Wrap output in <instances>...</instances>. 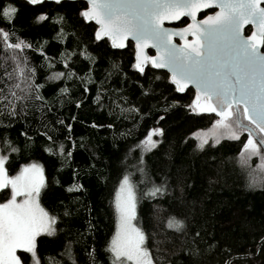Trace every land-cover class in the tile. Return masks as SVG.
<instances>
[{"label":"trees","instance_id":"16d2710c","mask_svg":"<svg viewBox=\"0 0 264 264\" xmlns=\"http://www.w3.org/2000/svg\"><path fill=\"white\" fill-rule=\"evenodd\" d=\"M9 6L11 21L2 15ZM86 8L82 0H0L9 43L30 45L13 51L0 40V156L9 177L32 163L42 169L39 203L56 223L53 235L36 238L40 264H113L125 177L155 264H264V163L242 155L247 133L200 147L194 134L218 116L194 110V90L177 92L167 72L149 63L138 70L131 42L115 49L97 39ZM157 129L155 147H146Z\"/></svg>","mask_w":264,"mask_h":264},{"label":"snow or ice","instance_id":"6c2138e0","mask_svg":"<svg viewBox=\"0 0 264 264\" xmlns=\"http://www.w3.org/2000/svg\"><path fill=\"white\" fill-rule=\"evenodd\" d=\"M28 3L40 4L42 0H28ZM88 4V10L82 15L100 25L97 39L107 36L113 47H124L123 41L131 37L137 44L135 67L140 71H143L142 50L151 43L158 50V56L151 60L153 67L169 68L178 91H183L189 83L196 86L193 109L214 112L219 117L211 130L216 143L223 136L239 139V133L233 128L235 125L248 133L242 155L247 154L250 159L261 154L264 149V51H261L264 48V0H88ZM213 4L219 9L215 16L190 24L180 32H170L162 27L164 20H178L186 15L195 21L196 12ZM16 11L15 7L9 6L2 15L11 21ZM46 18L40 15L37 20ZM247 24L255 31L245 38L242 29ZM189 33L193 37L190 42L184 40ZM174 35L184 40L182 47L177 48L171 43ZM0 40L13 51L30 47L23 41L9 43V33L2 29ZM12 59L19 77L27 80L19 59L15 55ZM15 87L20 88V84ZM12 96L21 98L15 91ZM202 97L204 103H200ZM158 134V129L149 133L146 147H155L151 138ZM207 135L196 134L201 140L200 147L208 142ZM6 160L7 157L0 156V189L10 186L12 194L6 203H0V264H21L16 254L18 249L31 253L34 264H40L36 238L53 235L56 223L55 217L49 216L38 201L44 187L42 169L34 164L22 169L19 175L9 177ZM121 190L127 195L123 199L117 197L119 223L109 247L113 264H152L144 248V233L132 223L136 219V199L128 177L124 178ZM160 191L155 188L149 195L155 196ZM18 196L26 198L17 202ZM169 227L179 230L182 222L170 220Z\"/></svg>","mask_w":264,"mask_h":264},{"label":"water","instance_id":"95a60500","mask_svg":"<svg viewBox=\"0 0 264 264\" xmlns=\"http://www.w3.org/2000/svg\"><path fill=\"white\" fill-rule=\"evenodd\" d=\"M26 1L28 2V0H26ZM42 1H43V0H42ZM46 1H56V0H46ZM69 1H73V0H69ZM82 1H84V2L87 4V8H86V10H85V11H87L88 8H89L88 0H82ZM262 7H264V5H262ZM206 9H216V11H215L213 14L209 15V16H215V14L219 11V9H218L217 7H215V5L213 4L212 7L202 8L200 11L196 12L195 21L192 19L191 16H187V15H186V16H181L178 20H167V19L164 20V21H163V24H162V27H163L164 29L169 30L170 32H180L181 30L187 28L190 24H194V23H198V22H201V21L206 20L209 16H207V17L204 18L203 20H197V16H198V14L201 13V12H203V11H205ZM85 11H84V12H85ZM183 17H185V18H187V19L189 20V24H188L187 26H185V27H183V28H175V27L171 26L172 24H175V23L179 22ZM87 20H88V21H92V22L96 25V27H97V29H96V33H97V31H98L99 28H100V25L97 24V23L95 22V20H89V19H87ZM247 27H250V28H251L252 33H253V31H255V29L253 28V26H252L251 24L244 25V27H243V29H242V35H243L245 38L248 37V36L245 35V29H246ZM191 36H192V35H191L190 33H189V34H186L185 37H184V40H186L187 38H189V37H191ZM104 38H108V37H107V36H103L101 39H104ZM108 39H109V38H108ZM176 39H177V40H180V43L176 42V41H175ZM184 40H182L181 37H180L179 35H174V36L171 37V43H172L173 45H175L177 48H180V47L183 46V44H184ZM109 41H110L111 46L113 47V42H112V40L109 39ZM128 42H132V44H133V47H134V59H135V64H137V44H136V41L133 40L131 37H129L127 40H124V41H123L124 47H113V48H115V49H124V48L126 47V45H127ZM150 50L154 52L153 55H150V54H149V51H150ZM261 51H262V50H261ZM157 56H158V50H157V48H156V47H153V46L151 45V43H149V46H148V47H144L143 50H142L141 57H140V59H141V67H142V68L146 67L148 63L153 67L151 60L154 59V58H156ZM145 57H147L148 59H145ZM154 68L157 69V70H163V71H165V72L168 73V75H169V79H170V82L175 86L177 92H179V93H183V92H185L187 89H193V90H194V94H195V99H196V97H197V88H196V86H195L194 84L189 83V84L184 88L183 91H178V90H177V84L173 83V81H172L173 73L169 70V68H167V67H162V68L154 67ZM200 103H204V98H203V97L201 98ZM212 113H214V112H212ZM214 114H215V113H214ZM215 115H216V114H215Z\"/></svg>","mask_w":264,"mask_h":264},{"label":"rangeland","instance_id":"374dc122","mask_svg":"<svg viewBox=\"0 0 264 264\" xmlns=\"http://www.w3.org/2000/svg\"><path fill=\"white\" fill-rule=\"evenodd\" d=\"M195 101H196V100H195ZM197 110H199V109H197ZM218 119H219V117H217V120H218ZM217 120H216V121H217ZM216 121H215V122H216ZM215 122H214V124H215ZM243 123H244V124H247V123L244 122V121H243ZM234 127H235V125H234ZM212 129H213V126L209 127L208 129L198 131V132H196V133L194 134V136H195V138H196V140L198 141L199 144L201 143V140L198 139L197 136H196V134H198V133H208V135H207V137H206V138H207V141H208V142H216V137L213 136L212 131H211ZM234 130H235L236 132H238V133H240V132H244V131H242L241 129H238V128H234ZM219 131H223V130H219ZM245 133H247V132H245ZM217 134H219V132H218ZM247 136H248V133H247ZM223 137H226V136H223ZM202 138H204V137H202ZM221 138H222V137H221ZM261 151H262V154H264V149H262ZM262 154H260V155H256V156H257V159H258L260 162L264 163V157L261 156ZM31 165H34V163H32V164H28V165H25L24 167L21 168V170L24 169V168H26V167H29V166H31ZM35 165H36V164H35ZM21 170H20L15 176L19 175V174L21 173ZM15 176H14V177H15ZM123 181H124V179H123L122 182L120 183V185H119V187H118V189H117L116 195H115L116 228H115V232H114V234H113V236H112V238H111V240H110L109 247H110L111 241L113 240V238H114L115 235H116L117 228H118V223H119V216H118V213H117V210H116L117 197H118V195H119L120 198L123 199V198L126 197V195H127L126 191H122V190H121V185H122ZM129 185H130V184H129ZM130 186H131V185H130ZM131 188H132V187H131ZM8 189H9V192L7 193V198H6V200H4L3 203H6V202L11 198V194H12V193H11V187L9 186ZM132 191H133V189H132ZM25 198H26V197H24V196H18V197H17V202H19V201H21V200H23V199H25ZM38 201H39V199H38ZM39 204H40V203H39ZM40 207H42V206L40 205ZM49 216H50V215H49ZM132 223L134 224L135 227L139 228V227L136 225L135 220H133ZM139 229H140V228H139ZM144 248L147 249V247L145 246V244H144ZM147 251H148V253H149V250H148V249H147ZM111 254H112V253H111ZM149 255H150V253H149ZM112 256H113V255H112ZM150 258H151V255H150ZM113 260H114V257H113ZM151 260H152V264H155L152 258H151ZM33 264H34V262H33ZM126 264H131V262H126Z\"/></svg>","mask_w":264,"mask_h":264},{"label":"flooded vegetation","instance_id":"af4514ba","mask_svg":"<svg viewBox=\"0 0 264 264\" xmlns=\"http://www.w3.org/2000/svg\"><path fill=\"white\" fill-rule=\"evenodd\" d=\"M216 11V9H206L205 11H203V12H201V13H199L198 14V16H197V20H203L204 18H206L207 16H209V15H211V14H213L214 12ZM189 24V20L187 19V18H185V17H183L179 22H177V23H175V24H172L171 26H173V27H175V28H183V27H185V26H187ZM245 35L246 36H251L252 35V30H251V28L250 27H247L246 29H245ZM193 39V37L191 36V37H189V38H187L186 40L187 41H191ZM176 42H178V43H180V40H175ZM132 43V42H131ZM261 50L262 51H264V49H262L261 48ZM149 54L150 55H153L154 54V52L153 51H149ZM5 188H3V189H0V195H1V193H2V190H4ZM4 201L0 198V203H3ZM19 251H22V250H20V249H18L17 250V256H18V252ZM19 257V256H18ZM21 261V260H20ZM21 264H23L22 263V261H21Z\"/></svg>","mask_w":264,"mask_h":264}]
</instances>
